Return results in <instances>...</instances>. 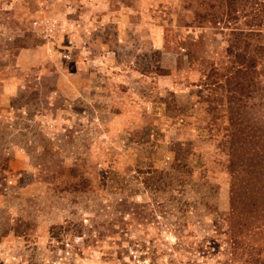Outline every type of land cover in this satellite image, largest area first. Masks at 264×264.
Returning <instances> with one entry per match:
<instances>
[{"label":"rangeland","instance_id":"rangeland-1","mask_svg":"<svg viewBox=\"0 0 264 264\" xmlns=\"http://www.w3.org/2000/svg\"><path fill=\"white\" fill-rule=\"evenodd\" d=\"M0 264H264V0H0Z\"/></svg>","mask_w":264,"mask_h":264}]
</instances>
